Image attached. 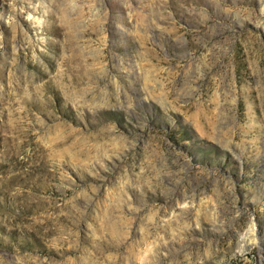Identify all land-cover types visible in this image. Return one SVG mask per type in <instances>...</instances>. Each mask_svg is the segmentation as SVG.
<instances>
[{"label":"rangeland","instance_id":"rangeland-1","mask_svg":"<svg viewBox=\"0 0 264 264\" xmlns=\"http://www.w3.org/2000/svg\"><path fill=\"white\" fill-rule=\"evenodd\" d=\"M0 264H264V0H0Z\"/></svg>","mask_w":264,"mask_h":264}]
</instances>
